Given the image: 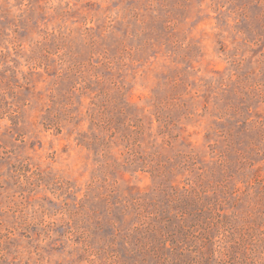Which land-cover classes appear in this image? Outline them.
I'll return each mask as SVG.
<instances>
[{
	"label": "rangeland",
	"instance_id": "rangeland-1",
	"mask_svg": "<svg viewBox=\"0 0 264 264\" xmlns=\"http://www.w3.org/2000/svg\"><path fill=\"white\" fill-rule=\"evenodd\" d=\"M0 264H264V0H0Z\"/></svg>",
	"mask_w": 264,
	"mask_h": 264
},
{
	"label": "trees",
	"instance_id": "trees-1",
	"mask_svg": "<svg viewBox=\"0 0 264 264\" xmlns=\"http://www.w3.org/2000/svg\"><path fill=\"white\" fill-rule=\"evenodd\" d=\"M165 242H166V241H165ZM193 252L196 253L197 251H192V253H193ZM179 253H180V255H181L182 257H184V254H185L184 252H179ZM185 255H186V254H185ZM181 256H180V257H181ZM182 257H181V258H182Z\"/></svg>",
	"mask_w": 264,
	"mask_h": 264
}]
</instances>
